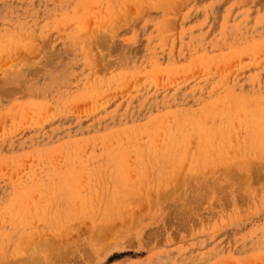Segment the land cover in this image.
I'll use <instances>...</instances> for the list:
<instances>
[{"label":"rangeland","instance_id":"rangeland-1","mask_svg":"<svg viewBox=\"0 0 264 264\" xmlns=\"http://www.w3.org/2000/svg\"><path fill=\"white\" fill-rule=\"evenodd\" d=\"M0 264H264V0H0Z\"/></svg>","mask_w":264,"mask_h":264}]
</instances>
